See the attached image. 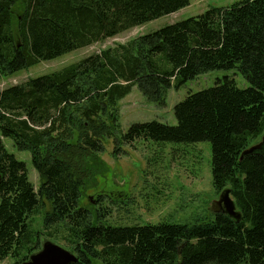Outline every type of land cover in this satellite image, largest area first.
<instances>
[{
  "label": "trees",
  "instance_id": "16d2710c",
  "mask_svg": "<svg viewBox=\"0 0 264 264\" xmlns=\"http://www.w3.org/2000/svg\"><path fill=\"white\" fill-rule=\"evenodd\" d=\"M189 5L190 0H0V81ZM215 70H237L249 87L224 77L176 104L174 126L151 121L122 133L119 104L135 86L165 107L169 90ZM112 137L115 158L123 145L138 140L209 142L212 186L218 195L230 190L238 219L218 210L187 224L107 225L111 208L105 202L120 203L122 194L114 199L96 193L95 204L83 199L110 171L102 154ZM7 138L31 153L38 190L26 163L6 148ZM263 138L264 0L209 9L3 89L0 261H27L46 237L66 243L79 259L75 264H264V143L251 144ZM37 215L43 216L41 230L34 229Z\"/></svg>",
  "mask_w": 264,
  "mask_h": 264
},
{
  "label": "rangeland",
  "instance_id": "374dc122",
  "mask_svg": "<svg viewBox=\"0 0 264 264\" xmlns=\"http://www.w3.org/2000/svg\"><path fill=\"white\" fill-rule=\"evenodd\" d=\"M240 1L242 0H190V5L186 9L175 14L161 17L93 46L41 62L13 77L4 78L0 81V91L13 85L23 84L29 79L49 75L98 54L104 49L127 43L138 36L149 35L168 25L200 16L209 9L228 7ZM224 77L234 78L239 88L249 87L247 80L237 70H215L187 82L179 90L177 88L169 90L167 104L161 107L149 102L138 86H135L131 94L119 104L122 133H126L133 124L151 121L174 126L177 124L173 113L176 104L184 101L191 93L213 88L216 82ZM114 140L115 138L112 137L104 141L105 152L102 158L110 168L107 177L101 179L98 190L87 191L83 199V204L89 201L95 204L96 193L115 194L114 199L122 194L124 198L119 199L120 203L112 204L108 200L105 202V205L111 208L107 225L131 227L161 222L187 224L207 220L219 210L217 201L221 194L218 195L212 186V173H210L212 148L209 142L161 145L152 141L138 140L134 144L123 145L122 153L115 158ZM260 141V139L253 140L251 144L260 145ZM4 144L19 161L26 163L30 181L38 190L41 181L38 171L32 164L31 153L18 150L11 139H4ZM122 202L127 206L120 205ZM46 210H49L48 206ZM33 222L34 229L41 230L43 216H35ZM42 238L67 247L61 240ZM14 263L12 257L0 261V264Z\"/></svg>",
  "mask_w": 264,
  "mask_h": 264
},
{
  "label": "water",
  "instance_id": "95a60500",
  "mask_svg": "<svg viewBox=\"0 0 264 264\" xmlns=\"http://www.w3.org/2000/svg\"><path fill=\"white\" fill-rule=\"evenodd\" d=\"M263 143L264 138L261 144L263 145ZM261 144L258 145V147L261 146ZM254 150H256V147L248 150L246 154H250ZM230 196V190H224L219 196L217 205L221 208L220 210L223 213L238 219L239 215L235 209V202ZM77 262H79V259L75 253L51 240L44 239L40 250L21 264H75Z\"/></svg>",
  "mask_w": 264,
  "mask_h": 264
},
{
  "label": "flooded vegetation",
  "instance_id": "af4514ba",
  "mask_svg": "<svg viewBox=\"0 0 264 264\" xmlns=\"http://www.w3.org/2000/svg\"><path fill=\"white\" fill-rule=\"evenodd\" d=\"M219 207V206H218ZM221 208L219 207V210H220Z\"/></svg>",
  "mask_w": 264,
  "mask_h": 264
}]
</instances>
